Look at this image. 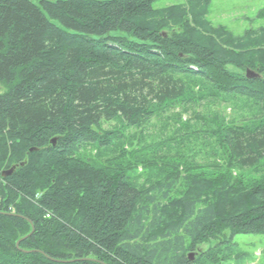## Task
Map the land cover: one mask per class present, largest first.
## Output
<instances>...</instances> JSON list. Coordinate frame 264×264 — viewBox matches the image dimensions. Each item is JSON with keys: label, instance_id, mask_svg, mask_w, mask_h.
I'll use <instances>...</instances> for the list:
<instances>
[{"label": "trees", "instance_id": "obj_1", "mask_svg": "<svg viewBox=\"0 0 264 264\" xmlns=\"http://www.w3.org/2000/svg\"><path fill=\"white\" fill-rule=\"evenodd\" d=\"M167 1L0 0V264H225L264 235V26Z\"/></svg>", "mask_w": 264, "mask_h": 264}, {"label": "rangeland", "instance_id": "obj_2", "mask_svg": "<svg viewBox=\"0 0 264 264\" xmlns=\"http://www.w3.org/2000/svg\"><path fill=\"white\" fill-rule=\"evenodd\" d=\"M184 0L156 4L157 8L181 3ZM207 19L222 26L235 36L250 28L264 26V0H208ZM3 92L0 86V94ZM228 113V111H227ZM184 118V117H183ZM108 128L107 125H104ZM138 172H141L138 170ZM230 246L231 255L225 264H264V235H237ZM206 249L204 245L201 247Z\"/></svg>", "mask_w": 264, "mask_h": 264}, {"label": "water", "instance_id": "obj_3", "mask_svg": "<svg viewBox=\"0 0 264 264\" xmlns=\"http://www.w3.org/2000/svg\"><path fill=\"white\" fill-rule=\"evenodd\" d=\"M246 77H247L248 79H251V78H253V77H256V75H255L253 72H250V70H246ZM55 143H56V140H55V139H52V140H51V144H52V145H55ZM14 170H15V167H12L11 169H9V170H7V171L2 172L1 176H2L3 178H5V177H7V176H9V175L11 176V174H12V172H13ZM17 245H18V242H17ZM188 256H189L190 259L192 260V258H193L192 253H190Z\"/></svg>", "mask_w": 264, "mask_h": 264}]
</instances>
